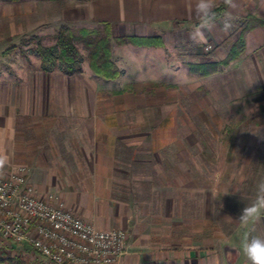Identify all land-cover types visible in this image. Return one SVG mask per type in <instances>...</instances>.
<instances>
[{"label": "crops", "instance_id": "0c3cea01", "mask_svg": "<svg viewBox=\"0 0 264 264\" xmlns=\"http://www.w3.org/2000/svg\"><path fill=\"white\" fill-rule=\"evenodd\" d=\"M234 2L237 6L230 8L217 0L216 27L205 32L206 43L197 44L189 39L200 23L192 10L193 0H0V154L7 157L6 166L18 162L25 167L38 195L57 194L76 215L99 229L126 230L129 247L121 264H201V246L183 244L186 237L177 228L183 221L159 226L168 214L152 213L148 200L126 197L129 184L116 180V163L160 161L165 168L141 169L135 176L144 178L150 192L161 183L170 201L185 193L181 188L186 180L196 182L199 168H181L178 162L185 155L174 150L167 132L154 142L152 130L178 127L163 120L170 106L177 102L182 109L196 106L188 98L201 90L200 81L225 73L191 77V66L224 60L241 31L245 52L230 66L243 65L244 74L250 69L252 51L264 48V0ZM103 25L111 28L114 37L153 42H112V60L120 74L101 78L126 81L121 88L104 87L86 61L80 72L43 71L39 56L29 51L34 38L52 44L63 27ZM13 41H18L13 45L19 49L16 58L5 56V47ZM16 63L18 67H9ZM171 65L186 68L185 88H179L178 94L176 86L157 82L161 76L157 70L169 66V71ZM249 77L244 74L245 81ZM124 146L129 147V157ZM153 176L163 179L154 183ZM137 209H147L148 217L138 219ZM0 247L5 248L4 240ZM213 257L208 264H217V254Z\"/></svg>", "mask_w": 264, "mask_h": 264}, {"label": "rangeland", "instance_id": "374dc122", "mask_svg": "<svg viewBox=\"0 0 264 264\" xmlns=\"http://www.w3.org/2000/svg\"><path fill=\"white\" fill-rule=\"evenodd\" d=\"M17 43L18 41H13L9 43L8 48L5 47V56H19L18 47L13 46ZM223 51L225 50L222 49L221 52ZM252 52L250 69L243 71L245 76L250 75L247 81L242 73L243 65L230 64L221 67L216 73L225 72L224 74L211 79L203 78L200 81L201 90L188 98L191 102L194 101L196 106L188 107L182 104V109L178 107L177 102L175 106H170L169 113H164V122L170 121L168 125L173 127V124H176L178 127L152 130L154 142L161 137L162 131L167 132L175 143L174 150L182 156L185 155L183 161L178 162L181 168L190 170L194 165L199 168V173L195 176L196 182L186 180L182 186L181 190H186L185 193L175 195L172 201L167 200V189L165 190L161 183L150 192L144 178L135 176L141 169L165 168L164 165L161 166L160 161H154L152 165L129 160H118L116 163V180L122 179L129 184L130 191L126 193V197H134L138 201L148 200L152 213L160 210L162 214H168L166 219L162 217L159 226L170 225V220L183 221V225L177 226L186 237L183 244L185 247L201 246V264L210 263L215 254L217 264H249L241 249L243 236L249 231L264 236V218L248 226L241 225L237 218L244 205L251 203L255 198L256 185L264 180V100L255 103L244 99L247 93L254 92L259 87L264 88V48ZM243 53L238 58H241ZM16 65L17 63L9 67L16 68ZM167 67L169 66H164V70H157L161 75L158 76L157 82H164L169 86L172 84L171 88L176 86L174 92L178 94L179 88H185L183 85L186 81V68L171 65L167 71ZM192 75L193 73L191 77ZM100 80L104 87L111 89L121 88L126 82L121 79ZM193 85L188 87L193 88ZM173 98L175 97L171 95L172 102L175 103ZM182 120L186 121V124L181 123V126L179 122ZM184 136L187 137L184 140L186 142L181 141ZM123 149L128 150L124 155L129 157V147L124 146ZM121 173L125 177L118 176ZM153 177L151 179L154 183L163 179ZM234 191L238 193L232 194ZM225 192L229 193L224 194ZM146 210L137 209L138 219L148 217ZM178 213L180 218L176 217ZM166 222L168 224H165ZM5 243L8 244L5 248L0 247V253L18 256L24 264H35V255L31 248L17 242ZM209 250L212 252L209 253Z\"/></svg>", "mask_w": 264, "mask_h": 264}, {"label": "built area", "instance_id": "2783aa9c", "mask_svg": "<svg viewBox=\"0 0 264 264\" xmlns=\"http://www.w3.org/2000/svg\"><path fill=\"white\" fill-rule=\"evenodd\" d=\"M0 240L31 248L35 264H121L129 247L126 230L97 228L57 194L38 195L24 166L6 164L0 169Z\"/></svg>", "mask_w": 264, "mask_h": 264}, {"label": "trees", "instance_id": "16d2710c", "mask_svg": "<svg viewBox=\"0 0 264 264\" xmlns=\"http://www.w3.org/2000/svg\"><path fill=\"white\" fill-rule=\"evenodd\" d=\"M244 32L241 31L239 41L231 48L224 60L191 66V72L196 76H208L216 73L221 67L228 66L231 61L237 59L244 51ZM54 42L49 45L43 43V37L34 38L33 46L29 49L40 58V69L51 71L62 69L67 72H80L81 66L86 61L90 69L98 76L106 79H115L120 70L112 60V42L134 45H152L147 38L135 36L114 37L111 28L107 25L94 28H70L63 27L53 37ZM247 102L260 103L264 100V88L259 87L256 91L244 96ZM0 264H24L14 255L5 252L0 253Z\"/></svg>", "mask_w": 264, "mask_h": 264}, {"label": "clouds", "instance_id": "9594fccd", "mask_svg": "<svg viewBox=\"0 0 264 264\" xmlns=\"http://www.w3.org/2000/svg\"><path fill=\"white\" fill-rule=\"evenodd\" d=\"M223 3L230 8L237 5L234 0H223ZM217 0H193V12L199 20V26L193 28L189 33V39L194 43L201 44L207 42L205 32H211L216 27L215 8ZM228 20L224 21V27H229ZM7 162V157L0 154V169ZM225 192L224 194H228ZM238 192H232L235 194ZM241 225L248 226L264 218V180L256 185L255 198L251 203L244 205L237 217ZM241 249L249 264H264V236L255 235L251 231L247 232L241 240Z\"/></svg>", "mask_w": 264, "mask_h": 264}]
</instances>
